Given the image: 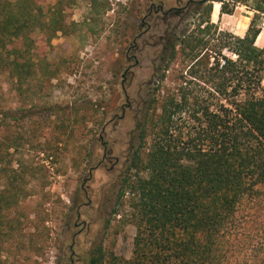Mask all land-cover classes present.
I'll list each match as a JSON object with an SVG mask.
<instances>
[{"label": "trees", "instance_id": "trees-1", "mask_svg": "<svg viewBox=\"0 0 264 264\" xmlns=\"http://www.w3.org/2000/svg\"><path fill=\"white\" fill-rule=\"evenodd\" d=\"M209 1L221 15L245 7V35L220 30ZM45 2L0 0V75L20 94L30 95L22 87L37 72L36 31L50 39L66 29ZM192 7L191 29L160 38L153 87L116 184L110 216L135 228L131 257H107L99 244L88 264H264V46L255 45L264 0H193L167 15ZM18 113L0 108V242L19 230L12 213L36 173L18 157L32 141Z\"/></svg>", "mask_w": 264, "mask_h": 264}, {"label": "rangeland", "instance_id": "rangeland-1", "mask_svg": "<svg viewBox=\"0 0 264 264\" xmlns=\"http://www.w3.org/2000/svg\"><path fill=\"white\" fill-rule=\"evenodd\" d=\"M187 1L46 0L41 6L48 11L50 5L66 29L50 39L36 31L37 72L22 87L32 88L30 95L0 75V108L19 111L22 131L32 138L19 160L36 168L12 213L19 230L0 242V264H69L72 251L74 264H88L99 244L107 257H131L135 228L121 226L110 211L129 134L153 87V65L160 63V37L191 29L196 7L180 17L162 12ZM245 11L238 6L235 15ZM45 69L50 78L41 74Z\"/></svg>", "mask_w": 264, "mask_h": 264}, {"label": "crops", "instance_id": "crops-1", "mask_svg": "<svg viewBox=\"0 0 264 264\" xmlns=\"http://www.w3.org/2000/svg\"><path fill=\"white\" fill-rule=\"evenodd\" d=\"M215 7V6H214ZM214 7H212V11H211V21L218 24V20H219V15H220V5L219 7H217V9L215 10ZM245 16H239L238 17L235 15V11L232 15H222L223 18V22L220 23V28H223L229 32H231L232 34H234L235 36L238 37H243L247 31L249 22H250V17H251V13L250 12H246L245 11ZM264 31V23L262 24L261 27V31L260 34L257 36L256 40H255V45L259 48L264 46V42L262 43H258V39L259 36L262 35ZM262 85L264 87V79L262 81Z\"/></svg>", "mask_w": 264, "mask_h": 264}, {"label": "flooded vegetation", "instance_id": "flooded-vegetation-1", "mask_svg": "<svg viewBox=\"0 0 264 264\" xmlns=\"http://www.w3.org/2000/svg\"><path fill=\"white\" fill-rule=\"evenodd\" d=\"M189 2H193V0H188V1L186 2V4H188ZM171 9H172V10H171L170 12L172 13L173 10H177V9H179V8H174V7H173V8H171ZM161 11H162V7H159V8L155 11V13H159V12H161ZM162 13L165 14V15L169 14L168 11H167L166 13H165V12H162ZM176 13H178V12H176ZM143 23H144V21H142V24H143ZM160 38H161V37H160ZM160 41L163 42V40H160ZM160 44H161V43H160ZM77 226H78V223H76V224L74 225L75 228H77ZM83 226H85L84 223H83ZM79 230H80V229H79ZM80 234H81V231H78V233H77L76 235H80ZM76 235H75V236H76ZM72 246H73V245H70V250H72ZM71 255L74 256L73 251L71 252ZM72 256L69 258V264H74V263H75V262L73 261V259H72V258H73Z\"/></svg>", "mask_w": 264, "mask_h": 264}, {"label": "bare ground", "instance_id": "bare-ground-1", "mask_svg": "<svg viewBox=\"0 0 264 264\" xmlns=\"http://www.w3.org/2000/svg\"><path fill=\"white\" fill-rule=\"evenodd\" d=\"M259 37L263 39V38H264V34L262 33V35H260ZM260 43H261V42H260Z\"/></svg>", "mask_w": 264, "mask_h": 264}]
</instances>
